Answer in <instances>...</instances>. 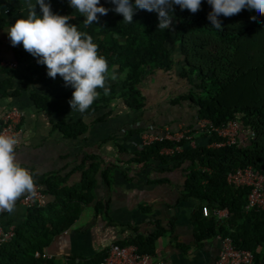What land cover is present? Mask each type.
Segmentation results:
<instances>
[{"label": "trees", "instance_id": "obj_1", "mask_svg": "<svg viewBox=\"0 0 264 264\" xmlns=\"http://www.w3.org/2000/svg\"><path fill=\"white\" fill-rule=\"evenodd\" d=\"M8 2L0 0V7ZM210 11L207 0H202L196 13L174 6L168 29L157 27L155 11L143 9L134 13L132 23L124 21L117 13L91 25L85 24L79 13L69 14L63 8L54 12L68 15V23L91 35L109 68L118 66L125 74L119 91L116 86L106 87L107 91L98 88L99 95L84 115L110 106L116 98L123 99L132 109L142 110L147 102L143 95L145 81L149 76L163 72L168 77L167 88L169 83L177 80L180 87L186 85L181 93L172 91L170 103L173 106L187 104L195 110L196 121L205 118L217 125L230 120L241 123L242 135L247 136L245 141L211 147L210 143L219 140L218 137L201 135L196 138L195 147L183 140V150L172 154H164L162 149L174 147L175 143L155 141L144 146L132 163L161 160L172 169H183L186 173L183 197L199 201L193 215L197 241L217 235L230 236L236 247L251 249L256 262L264 264V210H247L249 189L237 187L227 180L228 173L240 167L252 166L264 173V16L256 18L248 9L229 17L221 14L218 17L222 25L220 30L212 27L208 19ZM253 18L257 19L256 23ZM17 59L27 70L26 84L41 78L63 80L59 74L54 79L49 77L46 65L38 63L37 58L24 48ZM72 92L70 86L69 97ZM191 124L192 127L196 122ZM59 125L71 138L82 136L88 128L82 118L72 124L62 121ZM88 159L92 162L84 179L72 187L61 185L62 177H38L35 183L42 185L44 193L51 199L43 206L28 208L27 219L15 226L13 239L0 245V264H102L106 255L81 262L74 257L66 261L35 256L37 251L45 252L55 236L74 224L84 205L94 201L100 162L95 163V157L91 155L85 157ZM116 167L110 165L101 171L107 183L111 182V173ZM102 205L101 202L95 204L96 212ZM203 206H208L209 216L203 214ZM223 209L228 210V216L220 218L217 212ZM151 245L152 241L138 242L139 253H145Z\"/></svg>", "mask_w": 264, "mask_h": 264}, {"label": "crops", "instance_id": "obj_2", "mask_svg": "<svg viewBox=\"0 0 264 264\" xmlns=\"http://www.w3.org/2000/svg\"><path fill=\"white\" fill-rule=\"evenodd\" d=\"M30 3L35 4V0H9L8 4L1 5L9 12L0 14L3 20L0 62L18 61L22 43L13 46L6 29L27 14ZM50 4L53 12L63 8L69 14H78L68 0H50ZM101 4L109 11L105 15L97 14L99 19L117 14L111 0H101ZM35 10L39 14V5ZM26 71L20 64L14 68L0 66V133L8 109L16 106L25 111L20 146L15 147V155L33 175V184L39 176L62 177L61 185L72 187L84 179L91 165L92 160H85L87 155L94 156L95 163L100 162L94 201L83 206L74 224L55 236L46 252L51 257L66 261L74 257L81 262L96 256L103 258L114 243L137 246L138 242L152 241L153 246L145 253L154 261L212 264L218 255L220 241L216 237L197 241L193 215L199 201L183 197L184 170L172 169L161 160L132 163L144 148L143 132L173 131L182 123L189 130H196L194 125L190 126L196 122L195 110L187 104L173 106L170 103L172 91L181 93L186 85L180 87L177 80L169 83L168 89L167 75L158 72L144 83L143 95L147 102L142 110L132 109L123 99L116 98L110 106L84 115L72 110L68 96L70 86L63 80L41 78L26 84ZM124 76L118 66H112L106 74L105 88L116 86L119 91ZM34 94L39 96L33 97ZM81 118L88 128L78 138L68 137L59 125L62 121L72 124ZM166 148L169 147L163 149ZM110 165L117 167L111 173V182L107 183L101 171ZM28 192L16 199L12 211L0 210V224L19 226L26 221L28 208L20 200ZM50 199L46 195V200ZM97 202L103 205L96 212Z\"/></svg>", "mask_w": 264, "mask_h": 264}, {"label": "clouds", "instance_id": "obj_3", "mask_svg": "<svg viewBox=\"0 0 264 264\" xmlns=\"http://www.w3.org/2000/svg\"><path fill=\"white\" fill-rule=\"evenodd\" d=\"M114 11L123 20L132 23L138 9L155 11L158 14L160 29H168L172 23L174 6L180 10L196 13L202 0H111ZM211 5L208 19L212 27L222 29L218 17H225L248 9L256 18L264 16V0H207ZM68 4L84 17L85 24L91 25L99 19L97 14L105 15L109 9L101 0H68ZM36 5L40 12L37 13ZM253 18V23L257 19ZM70 17L53 12L50 0H35L28 5L26 15H21L6 29L10 43L22 46L37 62L46 65L47 75L63 79L66 86L73 89L69 104L73 109L84 112L99 95L97 89L105 91L107 59L98 53V45L91 35L81 32L74 24L68 23ZM113 79L115 74H113ZM17 138L0 133V208L12 211L14 202L25 191L33 189V175L23 166L15 155Z\"/></svg>", "mask_w": 264, "mask_h": 264}, {"label": "built area", "instance_id": "obj_4", "mask_svg": "<svg viewBox=\"0 0 264 264\" xmlns=\"http://www.w3.org/2000/svg\"><path fill=\"white\" fill-rule=\"evenodd\" d=\"M9 9L0 7V14L8 13ZM19 64L18 61H1L0 66L14 68ZM26 113L23 109L13 106L7 110L3 117V125L1 133L11 135L17 138L15 147L20 146L19 135L22 133V123ZM196 130H189L185 125L178 124L176 130L163 129L159 132L145 131L142 133L143 146L152 144L155 141L169 140L175 143L174 147L162 150V153L171 154L183 150L181 145L183 140L189 141L192 147L196 146V136L216 135L219 140L210 143L211 147H221L225 145H234L240 141H245L247 136L242 135L241 123L238 120H230L223 125H217L209 119H198L194 125ZM193 131V134L191 132ZM229 183L237 187H247L249 189L248 202L246 209L260 208L264 210V173L254 169L252 166L240 167L231 170L227 175ZM21 204L27 208L34 206H43L47 203L46 194L42 185L33 184V189L21 198ZM1 211L5 210L0 208ZM203 214L210 215L208 206H203ZM220 218L228 216V210L223 209L217 212ZM14 225L4 226L0 224V245L7 243L15 236ZM220 241V249L218 255L212 264H262L256 262L255 254L251 249L238 248L234 245L230 236L217 235ZM36 257L50 258L48 252L35 253ZM102 264H173L167 260L154 261L148 253H139L137 246H121L112 244L102 262Z\"/></svg>", "mask_w": 264, "mask_h": 264}, {"label": "rangeland", "instance_id": "obj_5", "mask_svg": "<svg viewBox=\"0 0 264 264\" xmlns=\"http://www.w3.org/2000/svg\"><path fill=\"white\" fill-rule=\"evenodd\" d=\"M173 43V42H172Z\"/></svg>", "mask_w": 264, "mask_h": 264}]
</instances>
